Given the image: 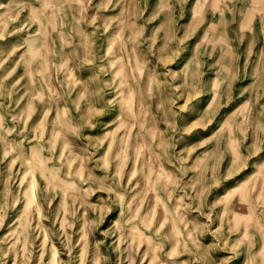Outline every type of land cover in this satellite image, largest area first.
<instances>
[{"label": "rangeland", "instance_id": "374dc122", "mask_svg": "<svg viewBox=\"0 0 264 264\" xmlns=\"http://www.w3.org/2000/svg\"><path fill=\"white\" fill-rule=\"evenodd\" d=\"M0 264H264V0H0Z\"/></svg>", "mask_w": 264, "mask_h": 264}, {"label": "bare ground", "instance_id": "6f19581e", "mask_svg": "<svg viewBox=\"0 0 264 264\" xmlns=\"http://www.w3.org/2000/svg\"><path fill=\"white\" fill-rule=\"evenodd\" d=\"M147 146V145H146ZM145 193V192H144ZM140 203H141V201H140ZM57 260V259H56ZM57 262V261H56Z\"/></svg>", "mask_w": 264, "mask_h": 264}]
</instances>
